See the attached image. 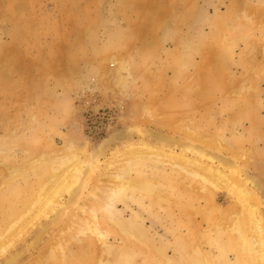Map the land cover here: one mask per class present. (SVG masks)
Segmentation results:
<instances>
[{
    "label": "rangeland",
    "instance_id": "obj_1",
    "mask_svg": "<svg viewBox=\"0 0 264 264\" xmlns=\"http://www.w3.org/2000/svg\"><path fill=\"white\" fill-rule=\"evenodd\" d=\"M149 124L223 140L264 183V0H0V244L29 218L63 149ZM146 163L133 161L130 174L156 189L128 192L131 209L119 204L126 219L140 211L144 232L124 233L101 212L104 239L72 230L44 264H253L233 228L241 207L227 192L170 170L143 177ZM239 221L251 237L246 216ZM67 225L45 246L61 243Z\"/></svg>",
    "mask_w": 264,
    "mask_h": 264
},
{
    "label": "bare ground",
    "instance_id": "obj_2",
    "mask_svg": "<svg viewBox=\"0 0 264 264\" xmlns=\"http://www.w3.org/2000/svg\"><path fill=\"white\" fill-rule=\"evenodd\" d=\"M125 82H127V78ZM119 85L121 86V84ZM198 89L201 91L200 87ZM121 91H124L122 86L119 92L121 93ZM146 115H148L147 119L152 117L149 111L146 112ZM140 117L143 119V116L140 115ZM183 131L186 132V137H179L175 135L176 133L167 134L151 127L150 124L149 126L129 125L107 133L92 148L89 147V143L88 145L85 143L81 148L71 143L65 149L66 151L63 149L64 151L59 153L62 162L53 166L51 180L40 190L38 198L32 201L30 210H27L29 218L24 219L22 223L20 220L14 223L18 228L15 233L11 231L12 226L10 231L1 235V240H4L8 233L11 237L7 238L9 240L7 243L0 244V256L4 255L0 264H19L30 254L34 255L35 253H38L39 257L42 255L41 259H44V262L47 259L48 263L49 258L45 252L53 251L48 255L50 258H54V248L64 249L61 246L62 243L67 242V238H70V235L75 232L78 235L93 234L101 240L104 239L105 235L100 230L98 222V214L101 212L109 217L111 215L112 223H116L118 229L124 233L130 235L131 232H137L139 229L144 232L140 211L132 210L130 212L132 216L130 219H126L125 213L119 208V204L122 203L126 209H131L126 203L129 201L128 192H150L156 189L153 182L140 178V181H135L139 174L135 173L133 176L130 174L133 161L151 163L147 167L149 170L143 173V177L144 174L145 177L152 179L159 175L169 176L171 173H166V170H170L185 180L227 192L230 200L235 201L241 207V211L237 212L232 219L235 232L239 234L238 236L246 249L254 255L253 264H264V201H261L259 197L260 194L264 195V183L254 173L257 171H252L249 168L247 160L243 156L232 151L231 154L226 153L228 148L224 146L223 140L221 142L203 135L191 127H183ZM117 146L122 147L123 150L113 153V148ZM76 150L79 152L77 153ZM80 154L83 155V158ZM14 171L16 172V170ZM9 172L13 174V171ZM9 177L6 179L9 180ZM209 190L207 191L209 192ZM64 193L66 195L59 203L57 197ZM51 207L53 208L51 217L38 227L33 228L40 218L47 215V210ZM241 215H245L246 220L250 223L251 237H247L242 232L241 220L239 221ZM23 216L21 215L22 218ZM113 216H115V221H113ZM65 224L68 225L66 231L63 229L61 231L63 235L60 237L61 243H54L49 245V248L46 247V241L52 235V231ZM31 228L33 229L30 231ZM130 228L134 229L130 230ZM72 230L74 233H71ZM23 234L29 235V238L26 243L14 249V242L22 238ZM103 242L105 243V241ZM74 262L76 261L73 260L69 264H74Z\"/></svg>",
    "mask_w": 264,
    "mask_h": 264
},
{
    "label": "crops",
    "instance_id": "obj_3",
    "mask_svg": "<svg viewBox=\"0 0 264 264\" xmlns=\"http://www.w3.org/2000/svg\"><path fill=\"white\" fill-rule=\"evenodd\" d=\"M34 257H35V258H34ZM34 257H33L34 259H33V258H28V257H26V258H25L26 260L24 259V260H23L21 263H19V264H44V259H41V258H43L42 255L39 257V254L37 253L36 256H34ZM36 257H37V258L39 257V258L37 259ZM73 260H74V259H73ZM73 260H72V261H73ZM72 261L69 260V263L72 262ZM76 262H77V261H76ZM76 262H75V263H76Z\"/></svg>",
    "mask_w": 264,
    "mask_h": 264
}]
</instances>
